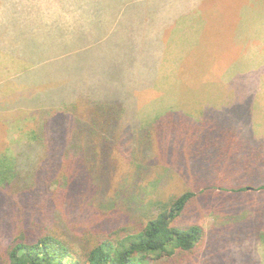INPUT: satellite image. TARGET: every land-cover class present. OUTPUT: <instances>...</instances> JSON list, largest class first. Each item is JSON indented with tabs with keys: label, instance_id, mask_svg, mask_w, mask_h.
Listing matches in <instances>:
<instances>
[{
	"label": "rangeland",
	"instance_id": "obj_1",
	"mask_svg": "<svg viewBox=\"0 0 264 264\" xmlns=\"http://www.w3.org/2000/svg\"><path fill=\"white\" fill-rule=\"evenodd\" d=\"M218 1L220 0H213L212 7L205 9L200 7L192 9L189 2L185 0L178 6H175L173 2L160 6L166 8L163 10L174 13L178 7L184 5L185 11L189 13L185 15V20L192 19L193 33L192 30L184 33L181 26H174L166 44L142 45L140 40L146 28L144 23L149 22V18L143 16L141 21L140 18L135 19V15L130 12L135 8H129L125 14L127 19L120 20L109 37L106 38L105 33L111 26L106 24L97 30V35L96 32L92 34L93 37L97 36L95 43H90V46L70 55L83 45L69 43L70 40H67L64 34L55 36V20L63 17L61 20L69 23L70 21L80 22L76 14L79 10H72L73 5L65 0H30L29 21L37 27L35 30H30L31 37L23 43L28 44L30 51L23 56H14L6 49L0 50V159L3 155L8 157L21 155V158L30 154L34 155L38 149L32 146L35 143L31 132L35 130L38 112L61 107V104H69L76 98H99L104 102L123 106L125 109L123 126L127 129V133L135 131L134 128H137V131L152 127L155 129L159 123L166 122L163 131L156 134L154 138L155 174L154 179H150V182L145 181L146 184L141 187L142 196L139 199L141 211L150 209L159 214L178 195L190 189L196 193L197 197L181 218V225L185 227L199 225L206 230L202 247H209L210 243L219 249L221 246H227L231 250L234 247L236 254L241 256V253L245 251L249 258V261L243 258L242 264L248 262L261 264L259 250H262V244L252 243L253 236L256 235L252 229L264 228L262 224L264 192L255 190L256 187L264 185V170L259 171L258 183L248 182L247 178L228 184L226 178H221L219 174L212 178L211 182H204L202 178L195 182L197 179L195 175L188 172H194L196 165L208 170H218L223 167L215 168L213 162L199 164L194 161L189 150L192 146L187 142L186 134H184L183 149L173 144L175 140L180 139L181 135L172 131L173 118L182 116L196 124L205 123L207 117L216 116L214 113L219 110L217 105L244 104L246 98L245 92L239 90L245 83L244 79L242 81L237 75L234 77L214 74L224 71L227 63L233 64L231 57L234 59L237 57L235 47L234 55L231 57L230 51L237 42L236 31L239 26L237 22L243 8L241 1L244 0H238L233 4L234 10L230 14L229 31L232 32L229 44L220 43L218 35L214 36L216 32L214 25L221 21V15L224 12L216 10L218 8L215 5ZM6 6L22 8L26 4L12 2L6 3ZM85 6H87L86 3ZM144 13L154 16L156 11ZM138 15L142 16V12H138L137 17ZM76 26L78 27L75 24ZM11 36V31L5 36L0 28V42H4L6 37L11 38ZM13 42L20 41L13 39ZM135 46H139L138 49L144 46L149 48L156 46L165 51L157 54L134 55ZM215 48L220 50L222 58H218ZM58 56L61 57V61ZM25 61L28 62L26 68ZM42 61L40 68L33 70V67ZM61 66L64 67L59 69ZM215 66L220 70L214 69ZM72 69L75 75L82 76L81 81L77 80L75 84L70 77ZM26 70L28 72L23 73ZM55 71L58 74H55ZM258 98L255 99L258 101L256 106L258 109L254 108V112L257 113L250 124H247L249 118H246L245 109L242 108L227 109L235 110L233 113L237 115L233 120L227 117L224 119L232 122V125L230 123L226 125L238 129V136L249 142L247 149L263 146L264 151V139L258 137L259 135L264 137V107L260 108L261 104H264V89L259 93ZM169 116L172 117L167 119ZM117 164L122 169V174L135 169L131 163L128 166L122 156ZM257 166L258 164L252 170L261 169ZM179 170H184L186 178L176 175ZM121 176L119 175L117 180L120 185ZM159 181H162L160 185H158ZM245 186L248 190L244 193L238 194L226 190ZM117 187L116 185L111 190L107 198H116L113 196ZM202 187L205 188L203 194ZM208 187L213 188L208 189ZM7 199V196L4 197V194L0 193V212L13 211ZM113 202L109 205H113ZM251 202L254 205L259 204L260 207L254 208L252 212ZM116 206L122 207L123 204L116 202ZM88 210L84 218L93 220L92 208L89 206ZM105 212L109 213V211ZM251 212L253 222L250 220ZM133 215L134 219L139 216L137 213ZM12 219L13 214L7 215V226L0 228V230L6 228L3 236L0 237L1 243H5L8 236L15 234L12 230L14 228ZM79 223L88 224L83 219H80ZM215 240H218L217 244ZM3 248L0 247V254ZM232 257L230 252L226 253L224 262L232 263ZM237 261H242V257Z\"/></svg>",
	"mask_w": 264,
	"mask_h": 264
},
{
	"label": "trees",
	"instance_id": "obj_2",
	"mask_svg": "<svg viewBox=\"0 0 264 264\" xmlns=\"http://www.w3.org/2000/svg\"><path fill=\"white\" fill-rule=\"evenodd\" d=\"M75 1L82 3L79 7L86 3L90 9L101 5V0ZM54 109L37 114L31 132L32 146L38 149L34 155H3L0 159V193L13 208L12 212H0V228L7 226V215L13 214L15 231L5 243L0 242L4 247L0 264H227L224 260L229 252L233 262L228 264L249 261L245 251L239 256L234 247L221 246V250L213 243L202 247L206 230L199 225H181V218L197 197L190 189L159 214L150 209L141 211V187L155 174L154 138L166 122L155 129L134 128L127 133L123 106L99 98H76ZM173 120L172 131L181 134L174 145L183 149L186 134L194 161L223 167L208 170L196 165L194 172H188L195 175V182L199 178L211 182L217 174L228 184L247 178L248 182H259V171L264 170L263 146L247 149L249 142L238 136L239 130L218 116L198 124L182 116ZM120 156L135 169L122 174L117 164ZM257 164L261 169L252 170ZM119 175L121 185L117 183ZM176 175L186 178L184 170ZM116 185V198H107ZM201 189L203 194L205 188ZM226 190L239 194L248 187ZM255 190L264 192V185ZM116 202L123 206H116ZM250 204L252 212L260 207ZM89 206L93 220L84 218ZM133 213L139 214L137 219ZM80 219L88 224L79 223ZM5 229L0 230V237ZM252 230L256 233L252 243L262 244L258 250L264 264V228ZM241 257L242 261H237Z\"/></svg>",
	"mask_w": 264,
	"mask_h": 264
},
{
	"label": "crops",
	"instance_id": "obj_3",
	"mask_svg": "<svg viewBox=\"0 0 264 264\" xmlns=\"http://www.w3.org/2000/svg\"><path fill=\"white\" fill-rule=\"evenodd\" d=\"M5 1L7 4L14 2L17 4H26V6L22 8H9L6 6V3L4 4ZM65 1L70 2L73 5L72 10H79V13L76 14L79 16L80 22L70 21L69 23L66 20H61L63 18L61 17V19L55 20L56 30L54 35L58 36L62 34L61 30L64 29L66 30L63 32L64 37H67V40H70L69 43L83 45V47L78 48L77 51H73L70 55H73L76 52L83 50L87 46H90V43H95L97 36L93 37L92 34L96 32L97 35V30L101 27H104L106 24L111 26L105 33V37H109L112 34L114 26L120 20L127 19L125 14L127 13L129 8H135L134 11H130L135 15V19L140 18L141 21V17L143 16L149 18V22L144 23L146 28L143 31L142 39L140 40V43L142 45L151 43L166 44L170 37L171 30L174 26H181V29H183L184 33H188L190 30H192L193 33V28L191 26L192 19L185 20V15H189V13L185 11L184 5L182 7H178V10L174 13H170L167 10H163L166 8L160 7L165 6L164 4H166L167 2H173L176 4L175 6H178V4L183 0H101V5H92V9H90L89 6L79 7L78 4L82 3H77L78 1L76 2L75 0ZM185 1L189 2L192 9L196 7L205 9L212 7L211 3L213 0ZM237 1L238 0H220L215 5L218 8L216 10L224 11L221 15V21H218L214 25V27L216 28L214 36L218 35V41L220 43L229 44L231 42V40L229 39L232 32L229 31L230 14L232 10H234L233 4ZM29 4L30 0H0V28L4 32L5 36L9 33V31H11L12 33L11 38L6 37L4 42H0V50L6 49L8 53L14 56H23V54L25 55V53H28L30 51L31 48H29L28 44L23 43L25 40L31 37L30 30H35V28L37 27L36 25L31 24L29 21ZM241 5H243V8L237 22L239 23L236 31V34H238L237 42L235 43V45H233L230 51L231 57L234 55L233 49L235 47L237 50V57L236 59L231 57L233 64L227 63V65L224 66V71L214 73L216 75L223 76L237 75L239 76V78H241L242 81L243 79L245 81L243 86L239 88V90L245 92L246 95L244 104H234L233 106H223L222 104L217 105V108H219V110L216 111V116L222 118L223 120H225L224 122L230 123L231 125L232 122L224 119V117L233 120V118H236L237 114L233 113L235 110L227 109H245L246 118H249L247 120V124H250L253 121V116L257 113L254 112V108H256L258 102L255 101V99H259L258 95L264 89L262 88L264 84V0H244L241 1ZM145 11H156V13L154 14V16H149L144 13ZM138 12H142V16L138 15L137 17ZM62 21H64V23L61 24ZM92 21L93 24L90 25V22ZM75 24L78 25V27H75ZM203 27L205 28V26ZM13 39H17L20 42H13ZM138 48L139 46H135L134 55L157 54L163 53L165 51L163 48H157L156 46L152 48H149L147 46H144L140 49ZM34 51L36 50L34 49ZM216 51L218 52V58H222L220 55V50L216 49ZM58 57L61 61V57ZM42 64L43 61L37 64V66H34L33 70L39 69ZM26 67H28L27 61H25V68ZM62 67L64 66H61L59 69H62ZM214 69L220 70L217 68V66H215ZM26 72L28 71H23V73ZM20 74L23 75L22 73ZM55 74H58V72L55 71ZM70 74H72L70 77L74 84L77 80L81 81L82 76L75 75L73 69ZM60 78L62 80V77ZM227 104L228 103H226V105ZM263 107L264 104L262 103L260 108ZM228 111L230 113H228ZM250 133L253 134L252 132ZM258 137L264 139V137L261 135H259ZM258 137L256 138L258 139Z\"/></svg>",
	"mask_w": 264,
	"mask_h": 264
}]
</instances>
